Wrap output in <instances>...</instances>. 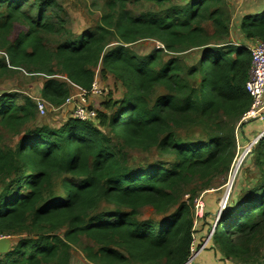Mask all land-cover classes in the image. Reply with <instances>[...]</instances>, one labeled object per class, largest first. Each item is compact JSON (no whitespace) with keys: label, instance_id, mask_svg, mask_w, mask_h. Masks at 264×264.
I'll return each mask as SVG.
<instances>
[{"label":"trees","instance_id":"trees-1","mask_svg":"<svg viewBox=\"0 0 264 264\" xmlns=\"http://www.w3.org/2000/svg\"><path fill=\"white\" fill-rule=\"evenodd\" d=\"M128 1L109 0L96 29L73 36L57 0H0V75L45 76L41 98L50 106L71 92L54 77L57 71L90 93L100 66L124 88L95 120L71 117L59 127L32 126L39 111L30 96L0 94V143L3 133L20 135L14 149L0 146V234L19 237L0 264H70L74 246L97 264H184L191 254L199 193L186 188L229 169L234 123L252 105L245 88L252 55L247 46L224 41L226 0H190L159 15H134ZM148 1L163 6L170 0ZM240 28L247 39L264 41V11L245 15ZM52 35L61 39L52 43ZM146 39L163 46L144 57L128 46ZM211 39L225 43L210 46ZM194 49L203 52L191 66L179 57L164 60L166 52ZM156 86L166 93L155 97ZM187 127L208 137L185 139L180 130ZM153 148L169 159L128 163L129 149ZM252 155L257 180L230 200L213 241L228 259L264 264V135ZM101 201L114 210L93 213ZM145 206L161 219H140ZM83 238L93 245L82 246Z\"/></svg>","mask_w":264,"mask_h":264},{"label":"rangeland","instance_id":"rangeland-1","mask_svg":"<svg viewBox=\"0 0 264 264\" xmlns=\"http://www.w3.org/2000/svg\"><path fill=\"white\" fill-rule=\"evenodd\" d=\"M109 0H57L62 10H59V15L65 18L66 24L65 28L68 35H78L81 32L93 31L101 23V17L107 12V2ZM190 2V0H170L163 6H158L154 2L148 0H129L128 9L134 15H140L142 13H151L153 15H159L163 10L169 8L172 5H184ZM226 17L227 24L229 28V36L224 38V41L230 42L235 45H245L248 48L252 47L256 40L247 39L241 31L240 24L242 18L247 14H257L264 8V0H226ZM207 29L210 34L214 33V28L211 23L207 24ZM18 30V28H17ZM17 32V31H16ZM51 37V39H50ZM50 42L59 41L61 38L57 35L50 36ZM222 40L211 39L210 46L224 45ZM225 43V42H224ZM118 45L116 41L111 42L108 49L114 48ZM129 48L138 56L144 57L151 54L157 48L162 47V43L153 40L146 39L140 40L135 43L129 44ZM203 49H194L186 53H169L164 54V60L171 57H179L183 66H191L197 62V60L202 56ZM5 56L4 52H0V59ZM55 78L66 81L70 88V95L73 97H78L82 94L83 90L78 88L76 85L69 82L64 74L57 71ZM46 77L41 74H32L24 70H17L14 73H6L0 75V94L5 92H17L24 96H30L36 103L42 100L41 89L43 87ZM95 82L99 89H101V94L95 95L88 93L87 104L90 105V110L95 111L96 115L99 110H104L105 103L109 99L116 100L121 98L124 94V88L122 84L117 81L112 75L108 74L103 76L101 74V67L98 66L95 69ZM162 93H166V90L161 86H156L154 89V96H158ZM22 101V98L19 99ZM47 108L46 113L41 115L39 112L32 126L35 125H49L51 127H59L66 120L71 118L72 107L70 105L61 104L60 106H50L45 102ZM263 116L260 118L252 119L247 125H245L244 130H241V119L234 123V132L236 138V149L234 151L233 159L229 166V169L215 177L205 184L204 181H196L186 188V191L190 192L192 189L196 190L197 193L203 192L206 189L215 190L214 195L221 193L218 203L222 200L228 185L230 188V180H233L235 168L238 160L246 151L251 142L255 141L264 131V111ZM247 126V127H246ZM242 135H241V133ZM180 134L183 138L189 140H206L208 137L204 129L200 127H187L180 130ZM20 135H13L11 133H3V139L0 143L1 147L14 149L19 142ZM258 142V141H257ZM256 142V143H257ZM255 143V144H256ZM253 145V147L255 146ZM253 147L251 148V153L247 158L245 164L242 166L235 184L233 185L230 195V200L237 199L241 197L245 191L251 188L257 180V170L254 166V155H252ZM169 159L168 155L161 154L156 149H151L149 151L142 149H129L128 150V163L131 166H140L147 163H155L167 161ZM219 190V191H218ZM189 195H185L184 198H188ZM220 205V204H219ZM113 204L101 201L98 207L93 211V213L107 212L114 210ZM219 209V208H218ZM163 215H158L153 208L150 206H145L141 209L140 219H161ZM216 215H214L215 218ZM223 226L221 225L219 231H222ZM63 234V230L59 231ZM19 237L12 238L13 244L17 242ZM82 246L93 245L92 241L86 238L82 239ZM12 244V246H13ZM70 264H97L88 261L85 257L84 252L81 247H72L71 250V260Z\"/></svg>","mask_w":264,"mask_h":264},{"label":"built area","instance_id":"built-area-1","mask_svg":"<svg viewBox=\"0 0 264 264\" xmlns=\"http://www.w3.org/2000/svg\"><path fill=\"white\" fill-rule=\"evenodd\" d=\"M252 55V62L249 72V78L246 82L245 88L247 92L250 94L252 98V105L249 109V111L242 116L241 123L242 122H249L252 119L260 118L263 116L264 111V41L263 40H256L255 44L249 48ZM91 94L99 95L101 94V89L97 86V83L94 81ZM88 93L83 92L78 97L69 96L65 104L70 105L72 107V113L71 117L84 120V121H92L96 119V113L95 111L90 110V105L87 104L88 99ZM45 100L42 99L39 100L37 103L38 111L41 115H44L46 113V104ZM215 190H205L200 195H198L194 200V228H197L199 221L205 217V201L204 197L206 194L210 192H214ZM230 188L228 185V188L222 198L220 200L219 209H224L226 205L230 202ZM218 209V210H219ZM222 213L215 214L214 222L209 230L208 236L203 242L201 249H204L208 242L213 239L216 226H218V223L220 221ZM4 238H11L9 235H3L0 234V240ZM197 242L196 235H193V246L191 250V254L188 258V260L184 264H198L196 263V258L199 254V251H196L194 249V246Z\"/></svg>","mask_w":264,"mask_h":264},{"label":"crops","instance_id":"crops-1","mask_svg":"<svg viewBox=\"0 0 264 264\" xmlns=\"http://www.w3.org/2000/svg\"><path fill=\"white\" fill-rule=\"evenodd\" d=\"M264 11V8L260 11ZM247 125V124H246ZM247 127V126H246ZM219 191V190H218ZM215 192H210L205 195V219L199 222L196 228L197 242L194 246L196 251L201 249V246L208 236L211 225L214 222V215L217 213L219 208V197L221 193L214 195ZM234 199V198H233ZM198 264H245L244 262L236 258H226L224 254L217 248L213 239L208 242L207 246L199 251L196 258Z\"/></svg>","mask_w":264,"mask_h":264},{"label":"water","instance_id":"water-1","mask_svg":"<svg viewBox=\"0 0 264 264\" xmlns=\"http://www.w3.org/2000/svg\"><path fill=\"white\" fill-rule=\"evenodd\" d=\"M264 135V131L262 132V134L253 142L250 143V145L248 146V148L246 149V151L243 153V155L240 157V159L237 162L236 168H235V172H234V177L233 180H230V190L232 189L233 185L236 182V179L238 177V174L242 168V166L245 164L247 158L249 157L250 153H251V148L253 147V145ZM231 194V191H230ZM230 206V203H228L226 205V207L224 209H219L218 213H224L228 207ZM217 228V226L215 227ZM13 244V240L11 238H4L0 240V255L6 254L10 248L12 247Z\"/></svg>","mask_w":264,"mask_h":264}]
</instances>
